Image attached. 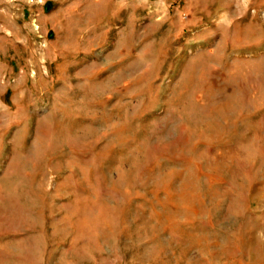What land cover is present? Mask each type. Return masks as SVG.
Segmentation results:
<instances>
[{"label": "rangeland", "instance_id": "rangeland-1", "mask_svg": "<svg viewBox=\"0 0 264 264\" xmlns=\"http://www.w3.org/2000/svg\"><path fill=\"white\" fill-rule=\"evenodd\" d=\"M0 264H264V0H0Z\"/></svg>", "mask_w": 264, "mask_h": 264}]
</instances>
